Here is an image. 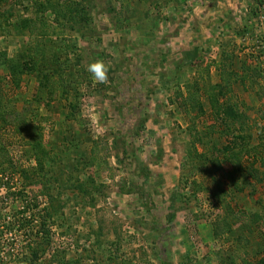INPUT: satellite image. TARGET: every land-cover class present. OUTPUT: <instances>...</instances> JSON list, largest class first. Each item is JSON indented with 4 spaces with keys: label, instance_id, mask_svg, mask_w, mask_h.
Here are the masks:
<instances>
[{
    "label": "rangeland",
    "instance_id": "1",
    "mask_svg": "<svg viewBox=\"0 0 264 264\" xmlns=\"http://www.w3.org/2000/svg\"><path fill=\"white\" fill-rule=\"evenodd\" d=\"M238 134L264 156V0H0V264H261Z\"/></svg>",
    "mask_w": 264,
    "mask_h": 264
},
{
    "label": "trees",
    "instance_id": "2",
    "mask_svg": "<svg viewBox=\"0 0 264 264\" xmlns=\"http://www.w3.org/2000/svg\"><path fill=\"white\" fill-rule=\"evenodd\" d=\"M49 7H53V6H51V4H50ZM55 7H56V10L59 14H61V13L63 14V9L61 10L60 8H58V5H56V4H55ZM44 9H45V7L43 4H40L36 7V10L39 12L40 11L44 12ZM34 51H36V53H38L39 55L41 54V56L44 55V49L34 47L33 52ZM53 57H54L53 54L50 55V58H49V64L50 65L53 62L52 61ZM47 65H48L47 62L43 59V61H41V66H47ZM23 67H24V65H23ZM23 67L21 68V70L18 71L19 75L24 70ZM27 69L32 70L30 68H27ZM233 74L234 73L232 71H229L228 73L223 72L220 74V77L225 82V84L229 85L232 82L231 78H232ZM41 79L42 80L40 81V83H43L45 81H49L51 79V76H47L46 74H43L41 76ZM239 80H240V82H243V78H241ZM211 104L213 107V111L215 112V114H217L218 118L219 117L225 118V119H223L222 122H225L227 120L226 117L233 118V120H232L233 123H231V125L226 124L227 128H230V126H233L234 124H236V122L240 121L243 117L237 109L233 111V110H231V108L229 106L227 107L225 101L219 102V99L217 97H214L211 99ZM197 107L199 108V110H201L200 105H197ZM229 111H232V113H229ZM244 141H245V137L243 135L238 134V135L234 136V139H231V141H229L223 147V150L227 154V155H225L224 159H225L226 163H228L229 166H231V168L229 169V171L227 173V176H228L231 184H233V186H236V181H235L236 173L235 172L243 170V169L248 171L250 177L254 180H259V177H261L262 175L264 176L263 151L261 149H258L256 145H250V147L248 149H246V147H244V146H246L247 143H244ZM244 157H246L248 159L247 164H244V162H243ZM19 172L21 173L22 170H20ZM41 226H43L41 228V231L43 232L42 235L45 234V236H47L46 235L47 229L44 227V224L42 223ZM38 232H40V231H38ZM214 234L218 235V233L216 231H214ZM261 264H264V259L261 262Z\"/></svg>",
    "mask_w": 264,
    "mask_h": 264
},
{
    "label": "clouds",
    "instance_id": "3",
    "mask_svg": "<svg viewBox=\"0 0 264 264\" xmlns=\"http://www.w3.org/2000/svg\"><path fill=\"white\" fill-rule=\"evenodd\" d=\"M91 78L98 84L108 83L109 65L101 59H95L89 62L87 69Z\"/></svg>",
    "mask_w": 264,
    "mask_h": 264
}]
</instances>
